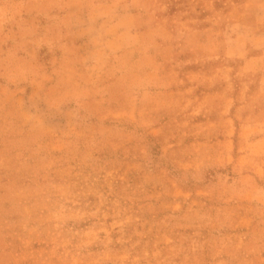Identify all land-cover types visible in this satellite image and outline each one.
<instances>
[{
  "label": "rangeland",
  "instance_id": "374dc122",
  "mask_svg": "<svg viewBox=\"0 0 264 264\" xmlns=\"http://www.w3.org/2000/svg\"><path fill=\"white\" fill-rule=\"evenodd\" d=\"M0 264H264V0H0Z\"/></svg>",
  "mask_w": 264,
  "mask_h": 264
}]
</instances>
